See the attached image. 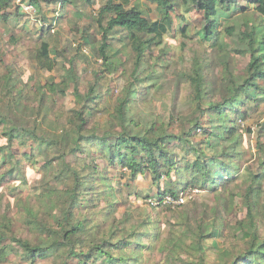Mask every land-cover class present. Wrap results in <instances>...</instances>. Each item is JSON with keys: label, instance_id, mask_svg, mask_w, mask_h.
Listing matches in <instances>:
<instances>
[{"label": "trees", "instance_id": "obj_1", "mask_svg": "<svg viewBox=\"0 0 264 264\" xmlns=\"http://www.w3.org/2000/svg\"><path fill=\"white\" fill-rule=\"evenodd\" d=\"M55 1L0 0V24L11 34L10 43L22 41L23 35L17 34L20 31L15 26L25 14L22 4L29 5L42 17L45 26L39 29L41 40H31L30 57L43 70L52 71L61 65L59 80L36 82L34 91L22 93L19 101L24 107L25 102L37 104L39 110L54 109L58 98L68 95L73 96L75 103L55 141L39 138L0 113V165L9 164L7 171L0 173V186L16 172L22 176L21 185L27 183L23 159L36 165L40 175L37 193L25 199L14 197L19 201L16 227L14 218L5 214L11 209L10 203L0 213V264L12 259H18V264H42L50 259L49 264H138L144 250L146 262L153 252L166 253L165 264L171 262L183 237L176 233V228L160 233L159 222L152 221L150 215L135 222L132 212L117 217L114 174L128 180L151 174L158 187L163 179L167 188L154 195L159 201L167 195L177 197L189 188L215 194V218H199L197 225L189 227L195 228L190 246L195 259L184 264H264V145H258L263 153L259 168L250 170L244 178L240 174L244 158L240 148L243 134L253 130L249 126L243 129L238 122L245 119L243 108L248 104L264 103V0H145L144 5H133L131 0H103L96 17L83 29L81 40L103 67L123 79L124 87L113 103L105 106L98 103L106 91L111 93L110 88L102 86L105 72L93 69L92 80L79 72L78 63L88 61L81 52L82 45L77 53L70 54L45 38L57 19L47 16L45 4ZM60 2L79 19L84 17L80 6L94 5L93 0ZM189 5L202 14L195 36L218 49L217 79L221 80L222 89L216 93L214 84L206 81L208 48H189L190 53L177 61L182 63L180 82L187 85L190 101L198 102L200 109L203 104L207 106L201 111L207 123L198 118L190 129L182 124L176 131L178 121L174 116L169 121L149 117L154 114L155 94L162 93L167 86V81L160 83L161 80L176 73L166 72L174 61L162 57L166 51H159L166 47V35L174 30L177 8ZM235 13L241 14L234 16ZM180 18L185 24L187 19ZM11 26L13 29H9ZM179 29L183 37L192 38L187 23ZM235 36L239 43L236 54L249 55L242 75H234L228 60L231 52L222 40ZM184 47L188 48L187 44ZM2 80L0 95L5 90L10 101L17 100L20 79L15 77L12 66ZM138 88L145 89L141 99H137ZM177 98L173 97L174 111ZM139 101L147 107L138 106ZM99 111L107 115L103 127L94 119ZM53 116L59 120L58 115ZM197 136L204 138L195 141ZM25 140H33L46 157L37 160L32 152L14 153V143L23 145ZM50 148H54V153L47 156ZM235 181L237 191H232ZM21 185L13 187V193ZM226 193L230 204H238L244 213L230 233L237 230L239 239L219 248L215 260L208 262L207 251L216 245V237L227 226L219 213ZM182 225L188 227V223H179L177 227Z\"/></svg>", "mask_w": 264, "mask_h": 264}, {"label": "rangeland", "instance_id": "obj_2", "mask_svg": "<svg viewBox=\"0 0 264 264\" xmlns=\"http://www.w3.org/2000/svg\"><path fill=\"white\" fill-rule=\"evenodd\" d=\"M19 0H17L18 2ZM94 5H84L79 7L83 10V18H78L70 12V7L64 5L60 0H56L53 4H45V12L47 16H57L54 23V28L46 33L45 38L49 41L58 43L60 49L66 48L68 53H77V48L82 45L81 52L85 54L88 61L81 60L78 63L79 72L87 80L93 79V69L102 70L105 72V77L102 80V86L105 88H110L111 93L105 92L106 95H102L99 99V105L103 104L105 106L107 103L112 104L114 98L121 88L124 87L123 79L118 77L112 71H108L102 66L101 62L96 60L95 56L91 53V49L87 45H83L81 40V35L83 34V29L87 28L88 23H91L93 17H96L98 9L102 5L103 0H93ZM133 5H144L145 0H131ZM244 4V2H242ZM153 5V4H152ZM23 14L20 19L16 21L15 29L19 30L18 35H23V39L16 45L10 43L11 34L7 32L4 24H0V90L3 87L2 76L8 72V67L12 66L15 69V77L20 79L18 83L19 92H17V100H9L7 94L5 95V90H3V95H0V113L10 118L12 124H18L20 126L26 127L31 133L36 134L41 139H47L49 141H55L59 135H61L60 130L64 126L67 116L69 115V110L74 107L73 96L68 95L67 97L58 98L57 105L54 109L44 107L39 110L37 104H31L30 102H25L26 107H24L23 102L19 101L21 94L27 91H34L33 85L36 82H48L51 78L59 80V76L62 73L60 66H56L54 70L47 71L38 67L36 62L30 57V49L33 47L32 39L41 40V32L39 31L41 26H44L42 22V17L36 13L31 6L22 4ZM52 9H56L53 11ZM81 10V11H82ZM241 13H235L234 16H239ZM185 17L187 21L183 22L180 18ZM77 19V20H76ZM175 26L171 34L166 35V47L159 51H162V57L165 59L174 61L172 66L166 70V72L174 71L176 73H170L168 77L162 79L160 83L166 82L167 86L162 93L155 94L152 112L154 113L149 118L161 117L165 121H169L171 117L177 119V124L174 126V130L178 131L179 127L183 124L186 130L194 126V121L199 118V121L207 123L206 116L202 115V109H206V105L199 107L198 102L190 101L188 99V89L187 85L180 82L181 65L179 58L184 55L187 56L190 53L189 48L199 49L201 45L208 48L205 57L208 59V70L206 81L208 84L213 83L216 87V93H220L218 89H222L221 80L217 79V74H219L218 67V49L212 46L209 42L201 41L199 37L195 36L196 31L201 26L202 14L195 10L193 5L187 7L181 6L177 8L175 12ZM244 20V18L242 19ZM189 25V34L192 38L183 37L180 27ZM50 25L47 23L46 27ZM45 27V26H44ZM13 29V27H9ZM15 30V31H16ZM94 33L95 29H91ZM23 33V34H22ZM16 34V32H15ZM40 34V36H39ZM224 42L228 44L227 51L230 53L228 55V60L233 67L232 71L234 75H242L247 63L249 62V55L236 54L235 49L238 48V36L235 37H223ZM187 44L188 48H185ZM209 46V47H208ZM211 46V47H210ZM161 49V48H159ZM156 52H158V50ZM54 56V55H53ZM63 60V58H61ZM98 61V62H97ZM184 65V63H183ZM101 71V72H102ZM173 80V82H169ZM83 88V86H81ZM32 89V90H31ZM145 89L138 88L137 99L142 98V93ZM162 94L164 96H162ZM32 95V93H30ZM177 95V106L176 110H172L173 97ZM214 92L211 93V96ZM20 96V97H19ZM141 108H146L147 105L139 101L137 103ZM244 116L245 119L238 121L241 123L242 128L251 127L253 130L251 133L243 134V141L241 145V150L244 153V158L241 164L240 174L247 178L248 172L250 170L256 171L259 168L258 162L260 156L263 153L259 151L258 145H264V103H258L247 105L245 108ZM54 115L59 116V120H54ZM96 121L100 122L102 127L106 123L107 115L103 112H98L97 116L94 118ZM10 122V123H11ZM1 130V127H0ZM1 133V131H0ZM200 136V135H199ZM260 138H259V137ZM204 137H196L195 141L201 140ZM46 142V143H49ZM23 145L19 142H15L13 145V151L18 152L17 154L22 155L24 152H32L35 159L40 160L46 157L45 152L39 151V148L34 144L33 140H25ZM34 142V143H33ZM2 140H0V144ZM38 143V142H37ZM47 156H52L54 153V148L47 150ZM191 157V154L189 155ZM192 158V157H191ZM2 159V154H0V160ZM24 172L27 179L25 185H21L22 176L17 175L7 176L4 183L0 186V206H2L0 213L3 214L5 211V205L10 203L11 209L5 214L7 216H12L14 218V224L16 227V218L18 219L19 214V201L18 198L22 196L23 199L27 198L29 194H35L37 191L35 187L38 186L39 173L36 165L31 164L28 159H23ZM9 168V164L0 165V173H5ZM239 174V173H238ZM238 174L235 176L237 177ZM128 183V184H126ZM236 183L232 185V191H237ZM116 189L115 201L118 203L117 217H126L128 213L133 214L132 222L138 219L145 218L148 215L151 216L152 221L159 222L160 233L164 234L169 232L170 229L176 228V233L183 237V242L178 250H176V256L168 264H184V261L188 262V259L194 260L195 258L191 254L193 251L191 249L193 229L189 228L197 225L198 219L203 218L206 221L215 218L212 211L214 208H218V202L216 201L215 194L210 190L197 189L195 192L191 191L189 193V198L185 199L184 203L181 205H170L169 201L161 202L158 200L157 195L159 189L164 190L167 188V184L162 179L160 181V186L155 185L151 174L138 175L134 180H128L127 177L121 178L118 174H114V181ZM232 184V183H231ZM20 186V190L13 193L12 188ZM169 188V186H168ZM189 189L185 190L188 191ZM3 193V194H1ZM185 193V192H184ZM2 200V195H4ZM19 195L18 198H14ZM225 199H223L222 208L219 210L221 216L225 219L227 226L220 231V234L216 237V245L213 246L206 253V260L212 262L216 258L217 250L219 248H224L232 244V242L238 241V231L235 230L233 234L232 227L236 226L238 219L244 216V213L239 209L238 204L232 205L229 202V196L225 194ZM179 223H188L186 225L178 226ZM176 226V227H175ZM187 233L186 236H182V233ZM231 235H236L231 237ZM157 239L154 240V242ZM144 252V257L138 264H165V255H159L157 252H153L149 262H146L147 252ZM18 259H12V262L7 264H18ZM50 260H43L42 264H49ZM185 262V264L187 263Z\"/></svg>", "mask_w": 264, "mask_h": 264}, {"label": "built area", "instance_id": "obj_3", "mask_svg": "<svg viewBox=\"0 0 264 264\" xmlns=\"http://www.w3.org/2000/svg\"><path fill=\"white\" fill-rule=\"evenodd\" d=\"M195 190L197 189H194V188H189L188 191H183L179 194V196L177 197H174V196H171V195H167L163 201L161 202H165V201H169L170 205H181L182 203H184L185 199L189 198V193L191 191L195 192ZM185 192V193H184Z\"/></svg>", "mask_w": 264, "mask_h": 264}]
</instances>
